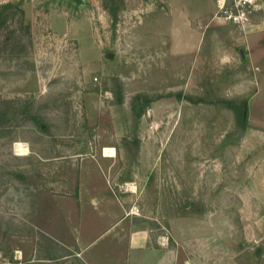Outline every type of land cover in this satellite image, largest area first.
I'll return each instance as SVG.
<instances>
[{"label": "rangeland", "instance_id": "374dc122", "mask_svg": "<svg viewBox=\"0 0 264 264\" xmlns=\"http://www.w3.org/2000/svg\"><path fill=\"white\" fill-rule=\"evenodd\" d=\"M259 3L0 0V264H264Z\"/></svg>", "mask_w": 264, "mask_h": 264}, {"label": "built area", "instance_id": "2783aa9c", "mask_svg": "<svg viewBox=\"0 0 264 264\" xmlns=\"http://www.w3.org/2000/svg\"><path fill=\"white\" fill-rule=\"evenodd\" d=\"M218 17L245 31L261 8L259 0H215Z\"/></svg>", "mask_w": 264, "mask_h": 264}, {"label": "trees", "instance_id": "16d2710c", "mask_svg": "<svg viewBox=\"0 0 264 264\" xmlns=\"http://www.w3.org/2000/svg\"><path fill=\"white\" fill-rule=\"evenodd\" d=\"M152 99L144 94H138L133 98L132 101V112L134 118L139 119L142 114L145 112L146 108L150 105ZM226 107L230 108L234 112L235 121L241 130H247L249 127V103L248 98L246 97H237V98H227L220 99ZM138 103L139 107H138ZM36 123L45 129L43 120L41 118L34 117Z\"/></svg>", "mask_w": 264, "mask_h": 264}, {"label": "crops", "instance_id": "0c3cea01", "mask_svg": "<svg viewBox=\"0 0 264 264\" xmlns=\"http://www.w3.org/2000/svg\"><path fill=\"white\" fill-rule=\"evenodd\" d=\"M176 9L180 10L181 14L190 19L200 16L212 15L216 12L215 0H170ZM132 250L139 248L138 246L131 245ZM166 256V255H165ZM170 258H164L157 264H170ZM176 261L174 262V264ZM156 264V263H154Z\"/></svg>", "mask_w": 264, "mask_h": 264}, {"label": "bare ground", "instance_id": "6f19581e", "mask_svg": "<svg viewBox=\"0 0 264 264\" xmlns=\"http://www.w3.org/2000/svg\"><path fill=\"white\" fill-rule=\"evenodd\" d=\"M16 148H17V150H18L17 152L19 154H21V155L27 154V148L23 144H20V143L16 144ZM106 150L111 151V153H113L114 148L113 147L110 149L107 148Z\"/></svg>", "mask_w": 264, "mask_h": 264}]
</instances>
